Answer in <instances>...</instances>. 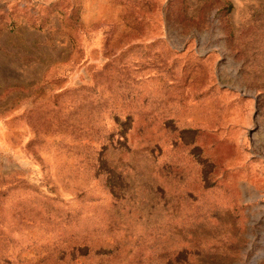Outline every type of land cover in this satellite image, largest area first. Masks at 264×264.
<instances>
[{"label":"rangeland","instance_id":"obj_1","mask_svg":"<svg viewBox=\"0 0 264 264\" xmlns=\"http://www.w3.org/2000/svg\"><path fill=\"white\" fill-rule=\"evenodd\" d=\"M0 264H264V0H0Z\"/></svg>","mask_w":264,"mask_h":264}]
</instances>
